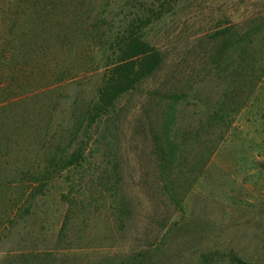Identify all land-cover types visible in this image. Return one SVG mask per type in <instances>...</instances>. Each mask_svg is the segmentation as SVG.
Listing matches in <instances>:
<instances>
[{"label": "rangeland", "instance_id": "obj_1", "mask_svg": "<svg viewBox=\"0 0 264 264\" xmlns=\"http://www.w3.org/2000/svg\"><path fill=\"white\" fill-rule=\"evenodd\" d=\"M165 1L0 0V264H264V78L220 59L264 0ZM130 24L160 65L85 127Z\"/></svg>", "mask_w": 264, "mask_h": 264}, {"label": "trees", "instance_id": "obj_2", "mask_svg": "<svg viewBox=\"0 0 264 264\" xmlns=\"http://www.w3.org/2000/svg\"><path fill=\"white\" fill-rule=\"evenodd\" d=\"M169 1L176 0H166L165 3ZM163 7L164 3L159 2L156 9L152 8L144 14L140 23L145 24L153 17H159L164 12ZM139 27L130 24L115 37V44L112 47L114 56L106 64L103 83L98 89L97 99L86 107L85 127H90L106 114L122 94L132 90L160 65L159 49L142 38ZM226 44L228 46H223V53L220 56L223 67L233 65V71L241 81V85L246 87L249 84L251 90L256 89L264 78V17L255 18V24L251 28L233 35ZM81 154L82 146L79 145L61 162L53 161V165H59L61 168L68 167L78 162ZM238 264L244 263L238 260Z\"/></svg>", "mask_w": 264, "mask_h": 264}]
</instances>
